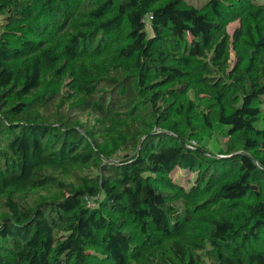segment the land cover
Returning a JSON list of instances; mask_svg holds the SVG:
<instances>
[{"label": "trees", "instance_id": "trees-1", "mask_svg": "<svg viewBox=\"0 0 264 264\" xmlns=\"http://www.w3.org/2000/svg\"><path fill=\"white\" fill-rule=\"evenodd\" d=\"M0 264H264V1L0 0Z\"/></svg>", "mask_w": 264, "mask_h": 264}, {"label": "rangeland", "instance_id": "rangeland-1", "mask_svg": "<svg viewBox=\"0 0 264 264\" xmlns=\"http://www.w3.org/2000/svg\"><path fill=\"white\" fill-rule=\"evenodd\" d=\"M186 1L192 5H198L203 0H186ZM260 1H264V0H260ZM236 26H237V22H232L227 25V30L229 34H232ZM6 29L19 31V30H15V28H13L12 26H8ZM148 32H150L149 29ZM231 57L232 58L234 57L233 53H231ZM191 141H194L196 144H203L207 149L213 152H217L222 147L232 143V139L227 135L226 128L223 126H215L213 130L210 132H205V133L201 132L197 135V137L193 138ZM170 176L173 180L181 183L184 187L188 188L192 184L195 174L179 168H175L171 172ZM134 233H136V230H134Z\"/></svg>", "mask_w": 264, "mask_h": 264}, {"label": "built area", "instance_id": "built-area-1", "mask_svg": "<svg viewBox=\"0 0 264 264\" xmlns=\"http://www.w3.org/2000/svg\"><path fill=\"white\" fill-rule=\"evenodd\" d=\"M195 145H196V143L194 141H190L188 143V147H190V148H194Z\"/></svg>", "mask_w": 264, "mask_h": 264}]
</instances>
